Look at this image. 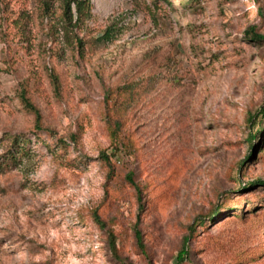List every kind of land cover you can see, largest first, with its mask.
<instances>
[{
  "label": "rangeland",
  "instance_id": "rangeland-1",
  "mask_svg": "<svg viewBox=\"0 0 264 264\" xmlns=\"http://www.w3.org/2000/svg\"><path fill=\"white\" fill-rule=\"evenodd\" d=\"M92 2L90 42L73 56L13 25L32 0H0V160L15 135L22 150L0 170V264H175L199 216L182 264H264V187L248 185L264 180V126L248 143L246 121L264 102V44L244 34L264 0ZM112 22L113 42L92 43ZM130 84L142 91L127 118L134 151L109 177L104 92ZM24 87L51 133L16 99Z\"/></svg>",
  "mask_w": 264,
  "mask_h": 264
},
{
  "label": "trees",
  "instance_id": "trees-1",
  "mask_svg": "<svg viewBox=\"0 0 264 264\" xmlns=\"http://www.w3.org/2000/svg\"><path fill=\"white\" fill-rule=\"evenodd\" d=\"M163 1L168 5H172V7H178L180 9L191 8L199 2V0H176L175 3L170 0ZM251 1L257 3L258 0ZM32 2L33 9L30 11V14L21 10L14 18L13 25L18 29L26 30V28L30 26L29 24L32 23L34 25L33 27H36L41 35L45 34V37L51 44L58 43L60 46L63 45L73 56L75 54L83 56L90 42L88 39V35L91 31L89 23L95 18L92 0H32ZM251 16L247 24L248 26L244 31L245 37L250 42L264 44V34L260 32L259 25L255 23L258 18L264 19L263 9H254ZM118 32L119 30L116 27V23L112 22L107 25L100 34L92 36L91 42L101 45L111 43L117 37ZM140 88V86L135 87V85L130 84L108 89L104 92V123L108 135L109 147L99 152L98 159L107 167L108 174L110 175L109 177L115 175L114 163L116 161L119 162L124 155H131L134 151V145L127 135L128 130L126 127L128 115L131 109H133V105L138 103L142 95ZM26 91V87L21 89L17 93L16 99H18L22 108L33 116L35 131L51 133L50 129L42 125L41 113L36 105L29 99ZM246 121L250 128L247 142L251 143L261 133V129L264 126V102L258 109L248 112ZM70 140H76V134L71 135ZM11 142L13 147L10 152L7 151L8 153L0 160V170L8 168L9 165L11 166L15 161V153L18 152L20 154L22 152L19 148L21 145L20 135L13 136ZM59 142L62 144V147L67 146L64 140H59ZM15 145L18 146L17 149ZM251 153L252 152L249 151L248 157L252 156L253 153ZM242 163L243 161L239 162L238 168L243 166ZM124 179L135 189L137 196H139L141 188L134 182L133 173L128 172ZM254 180L255 181L248 183V185L254 186V188L257 189L264 187V180ZM242 185L245 186V184ZM217 211L218 208L213 211L209 219L213 218L215 214H217ZM90 217L101 230L106 228V222L102 219L97 209H92V211H90ZM205 220L204 216H199L188 226L189 232L183 238L181 248L176 256L175 264H182L187 260L188 241L192 239L196 231V225L199 224L198 226H202ZM108 237L110 250L115 252L114 236L108 233ZM135 238L139 248L143 252L144 246L141 233L136 228Z\"/></svg>",
  "mask_w": 264,
  "mask_h": 264
}]
</instances>
